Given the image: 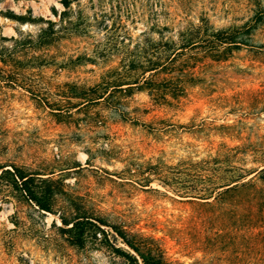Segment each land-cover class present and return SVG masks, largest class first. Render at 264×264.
Listing matches in <instances>:
<instances>
[{"label":"rangeland","instance_id":"374dc122","mask_svg":"<svg viewBox=\"0 0 264 264\" xmlns=\"http://www.w3.org/2000/svg\"><path fill=\"white\" fill-rule=\"evenodd\" d=\"M60 1L0 0V167L21 169L48 209L2 176L0 264H129L115 231L165 264H264L263 184L237 199L172 190V173L187 186L223 146L258 166L254 0ZM48 21L58 37L37 45ZM75 218L92 223L81 243L65 230Z\"/></svg>","mask_w":264,"mask_h":264},{"label":"trees","instance_id":"16d2710c","mask_svg":"<svg viewBox=\"0 0 264 264\" xmlns=\"http://www.w3.org/2000/svg\"><path fill=\"white\" fill-rule=\"evenodd\" d=\"M77 1V0H74ZM60 3L64 8H68L70 1L61 0ZM254 10L253 15L249 21L252 26H258L264 24V4L261 5L259 0H254L253 2ZM5 14V13H4ZM7 18H16L17 21L25 22L22 17H14L11 12H7L4 15ZM48 28L40 32L38 38V44L50 45L58 37V32L54 31V24L51 22H46ZM220 33L213 35L218 36ZM18 42H16V46ZM37 43V42H36ZM230 44V39L222 38L215 42L217 44ZM36 46V45H35ZM215 50V49H214ZM217 52V51H215ZM160 65L151 64L147 71H155ZM147 67V68H148ZM137 84V82H134ZM247 148V147H246ZM244 147H232L228 148L223 146L217 157L210 158L209 160H204L199 163L194 164L195 167V179L192 183L187 186L182 185L176 181V173H172V190L180 194V197L190 198V199H202L207 200L210 198L219 199L223 198L222 195H228L230 199L243 198L239 196V193L247 189H255L257 183L264 185V150L262 149H250L252 152L253 161L258 164V166L253 168H246L243 164L244 158L240 157L245 153ZM4 166L0 167L1 174L0 179L4 174L11 173L13 175V183L16 187H20L24 194L30 201H34L38 204L40 209L48 211L47 207L42 205L32 190H29L28 183L30 179L23 173L21 169L16 166H11L12 172L8 169H3ZM3 169V170H2ZM26 188L27 191H25ZM260 191V190H258ZM213 193L215 195H213ZM213 195V196H212ZM247 198L254 197L253 195H246ZM245 196V197H246ZM63 225L68 226L69 221L61 219ZM100 222V221H99ZM100 224H103L100 222ZM88 225H92L88 219L75 218L71 221V226L65 230L68 232H76L77 240L79 243L82 242V238L85 232L89 230ZM115 234L119 236L124 244L131 250H133L137 255H132L129 251H116L119 256L123 257L129 264H165L160 253H152V251H147L146 243L135 242L129 240L123 232H116ZM140 260V261H139Z\"/></svg>","mask_w":264,"mask_h":264}]
</instances>
